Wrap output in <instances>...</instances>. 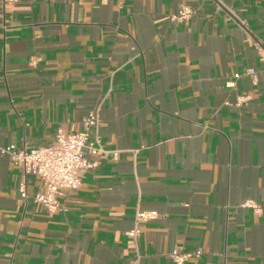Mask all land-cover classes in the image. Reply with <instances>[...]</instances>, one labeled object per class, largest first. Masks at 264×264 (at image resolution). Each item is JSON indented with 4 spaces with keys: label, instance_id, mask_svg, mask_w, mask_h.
I'll return each mask as SVG.
<instances>
[{
    "label": "crops",
    "instance_id": "crops-1",
    "mask_svg": "<svg viewBox=\"0 0 264 264\" xmlns=\"http://www.w3.org/2000/svg\"><path fill=\"white\" fill-rule=\"evenodd\" d=\"M94 108L115 154L55 214L0 153V264H174L177 247L264 264V213L241 206L264 208V0H0V148L48 146ZM138 208L159 217L134 246Z\"/></svg>",
    "mask_w": 264,
    "mask_h": 264
},
{
    "label": "built area",
    "instance_id": "built-area-1",
    "mask_svg": "<svg viewBox=\"0 0 264 264\" xmlns=\"http://www.w3.org/2000/svg\"><path fill=\"white\" fill-rule=\"evenodd\" d=\"M20 0H4L7 5H15ZM193 15L189 5H182L178 12L171 16L173 22H186ZM243 76L255 77L256 71L248 69L245 73H236L232 80L227 82L230 89H236L237 80ZM248 96H237L234 103L227 101V105L241 107L249 100ZM99 117L97 109L90 110L83 121V129L65 133L59 130L54 141L44 147L18 148L15 145L1 147L0 153L7 156L15 165L24 170L25 175L37 176L42 180V190L33 196V201L43 206L49 214L62 210L61 199L66 192L77 191L83 183L85 174L96 168L101 160H107L114 152L106 150L101 144L99 134ZM89 156H96L98 160L91 161ZM21 196L27 199L25 189H21ZM243 208L252 209L255 214L264 213V208L254 201H245ZM159 217L154 211L137 209L134 217V226L129 233L131 244L137 245V238L144 225ZM204 255V249L186 250L183 247L175 248L169 254V260L174 264H186L189 261H199Z\"/></svg>",
    "mask_w": 264,
    "mask_h": 264
}]
</instances>
